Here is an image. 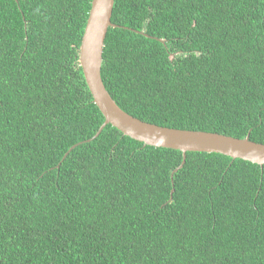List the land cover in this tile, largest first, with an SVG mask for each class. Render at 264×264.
Wrapping results in <instances>:
<instances>
[{
	"label": "trees",
	"instance_id": "1",
	"mask_svg": "<svg viewBox=\"0 0 264 264\" xmlns=\"http://www.w3.org/2000/svg\"><path fill=\"white\" fill-rule=\"evenodd\" d=\"M90 6L0 0V264H264V165L187 152L173 173L179 150L91 139ZM111 22L121 110L264 144V0H114Z\"/></svg>",
	"mask_w": 264,
	"mask_h": 264
},
{
	"label": "water",
	"instance_id": "2",
	"mask_svg": "<svg viewBox=\"0 0 264 264\" xmlns=\"http://www.w3.org/2000/svg\"><path fill=\"white\" fill-rule=\"evenodd\" d=\"M113 6L114 0H91L80 44V67L93 103L104 117L103 123L91 139H95L106 125H111L124 136L145 146L179 150L182 153V161L173 173L183 166L187 152L219 153L233 160L241 159L263 166L264 144L249 140L248 135L240 139L214 132L161 127L143 122L117 106L101 79L105 37L108 28L116 27L111 22ZM75 146L76 144L72 145L65 152L62 160Z\"/></svg>",
	"mask_w": 264,
	"mask_h": 264
}]
</instances>
